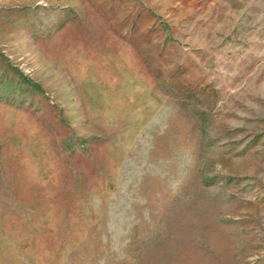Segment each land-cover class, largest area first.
I'll use <instances>...</instances> for the list:
<instances>
[{"label":"rangeland","instance_id":"rangeland-1","mask_svg":"<svg viewBox=\"0 0 264 264\" xmlns=\"http://www.w3.org/2000/svg\"><path fill=\"white\" fill-rule=\"evenodd\" d=\"M0 264H264V0H0Z\"/></svg>","mask_w":264,"mask_h":264}]
</instances>
